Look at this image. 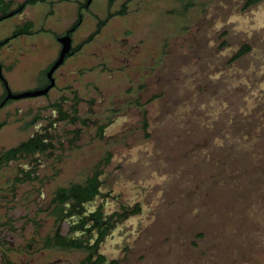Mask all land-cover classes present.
Returning <instances> with one entry per match:
<instances>
[{
    "label": "rangeland",
    "instance_id": "374dc122",
    "mask_svg": "<svg viewBox=\"0 0 264 264\" xmlns=\"http://www.w3.org/2000/svg\"><path fill=\"white\" fill-rule=\"evenodd\" d=\"M54 1L63 9L58 28L76 19L77 0ZM124 3V13L57 69L46 95L0 109L1 151L44 130L56 115L52 103L72 108L55 118L47 150L0 164V221L16 212L21 223L41 206L32 202L34 186H45L47 203L56 187L100 169L103 188L113 190L107 210L118 201L140 206L103 242L118 264H264V0H115L111 11ZM82 12L74 45L107 16L108 0H91ZM41 35L46 49L9 76L16 91L47 80L43 67L59 43L51 31ZM243 44L249 51L233 59ZM33 158L40 178L17 181ZM39 211L36 220L46 214ZM24 224L19 241L35 236L33 249L20 244L8 253L17 264L24 253L39 263L53 218ZM84 254L73 248L66 256L76 263Z\"/></svg>",
    "mask_w": 264,
    "mask_h": 264
},
{
    "label": "flooded vegetation",
    "instance_id": "af4514ba",
    "mask_svg": "<svg viewBox=\"0 0 264 264\" xmlns=\"http://www.w3.org/2000/svg\"><path fill=\"white\" fill-rule=\"evenodd\" d=\"M38 3H41V5L37 6ZM76 3V19H74L70 24L66 22L58 28V22L60 17L62 18L63 9L62 7L55 8L56 2L54 0H0V109L11 101L26 97H35H10L5 100L9 91L12 93L22 92L12 89L9 76L14 74L20 67L24 68L29 66L35 58H38L35 54L36 49H46V44L50 42L48 41L49 39L46 38V36H42L41 33L48 31L54 33L55 40L59 43V48L57 55L43 67L47 80L42 85H37L34 89L43 88L50 82L48 70L59 57V53L62 48V43L58 39L60 36L67 33L71 34L72 47L69 53H71L70 55H73L77 51L74 49L77 45H74L73 34L79 26L78 24H80V22L77 24V20L79 19L80 11L82 12V9L84 8L82 7V4L86 3V7H88L89 3L87 0H77ZM28 9L31 10V12L28 11ZM57 12L60 13L58 14ZM52 16L54 17L52 18ZM82 19L83 17L81 18V21ZM67 58L65 57V60ZM57 69L53 73L54 77ZM53 87H51V89ZM47 93L41 95H46ZM61 106V109L55 106L54 113L56 115L54 116L57 119H64V113H68L69 117L71 113L72 108L64 109L62 102ZM55 118L45 125L44 130H37L36 133L30 136H43L46 144L45 150H47L52 144L50 139V129L57 124V120H55ZM0 121L3 120L0 119ZM33 121H35V118L31 122ZM41 151L43 150L37 149L28 154H36ZM14 159L17 158H12L8 161H12ZM34 163L35 159L33 158L31 160L33 170L30 172L25 170L24 173L16 176L15 179L17 181L25 179L30 182L38 180L41 175L36 172ZM94 174L95 172L88 177L94 176ZM21 175L23 177H21ZM96 177L98 181L96 183L97 193H95L92 197L83 200H80L78 197L68 198L67 190H65L68 186L60 185L53 190V193L50 195V198L46 203L45 198L47 197V193L45 192V186L41 185L37 188L34 186L33 190H36L38 193L34 196L32 202L36 203L37 201H40L41 206L37 207V209L41 210L39 211V214L41 212H45L46 217L44 216L41 220H36L37 209L33 206L31 209L32 211L23 216L26 220H22L21 223L20 220L23 214H17L16 212L8 214L6 219L0 221V264H3L5 260L6 262H10V264H17V260L12 258L14 255L9 254L8 251L17 250V246L20 244L25 245L27 250L30 247L33 249L36 240L35 236H32L30 240H26L23 243L19 241L18 231L21 228L26 227L24 223H32L33 226H35L40 222H44L45 219L48 222V218L50 217L53 218L54 229L43 238L41 244L42 248L40 249L43 260L36 263V258L32 256L30 257L32 263L118 264L121 259L110 257L102 250L103 242L106 239L108 232L111 231L114 228V225L117 224L116 221L133 215L136 206L134 204H127L125 202L118 201V205L115 208L107 210L108 199L113 195V190L112 188H103L104 180L101 178L100 171L97 173ZM15 195L16 194H14V196ZM74 214H78V218L77 220L71 221ZM65 222H69L68 226H64L66 225ZM73 248L79 249L85 253L76 263L69 261L66 256L68 249ZM50 249H56L58 253H55V255L52 256L51 253L47 251ZM27 254L28 253H24V257L21 259L24 262L23 264H29L25 262L27 260ZM101 256L103 257L102 260H100Z\"/></svg>",
    "mask_w": 264,
    "mask_h": 264
},
{
    "label": "trees",
    "instance_id": "16d2710c",
    "mask_svg": "<svg viewBox=\"0 0 264 264\" xmlns=\"http://www.w3.org/2000/svg\"><path fill=\"white\" fill-rule=\"evenodd\" d=\"M115 0H108V13L107 16L105 18H99L98 24L96 29L91 32L89 34V36L82 41V43L77 44V46L74 48L75 50H78L82 47V45L86 42H88L89 40L93 39L94 36L99 33L102 29V26L108 21V19L110 17H112L115 14H122L126 11V3H124L123 8L121 10H118L116 12L111 11V6L114 3ZM259 0H246L245 5L249 6L255 2H257ZM189 3L185 4V8L187 9L189 7ZM87 4L84 3L82 4V7H86ZM83 17V12L80 11V16L79 19L77 20V24L79 22H81V18ZM76 24V25H77ZM79 25V24H78ZM250 49V45L249 44H243V46H241V48L233 55V59H236L238 57H240L241 55H243L244 53H246L247 51H249ZM71 53H68L66 58L70 55ZM78 97L75 98V101L77 103L78 101ZM52 105L57 106L59 109L62 108L61 106V102H54L52 103ZM74 110L77 111L76 106H74ZM68 113H64L63 117H68ZM62 117V118H63ZM78 118L77 115H72L71 117V121H75ZM36 119V118H35ZM84 122H86V120H83ZM6 123V120L0 121V129L1 127ZM149 126L148 120L145 119L144 121V128L147 129ZM101 131L103 129V127L100 128ZM149 133L147 132V135ZM45 140L43 136H35V137H30L26 140L21 141L20 143H18L15 146H12L10 148L4 149L0 151V164H2L3 161H8L12 158H19L21 156H25L28 155V153L34 151V150H45ZM48 146V145H47ZM111 160V156L110 154H108V156L102 161L104 163H109V161ZM100 171V169H96L94 172V176L88 177L87 180L83 183H72L70 184L68 187L65 188V190H67V197L68 198H72V197H78L80 200L82 199H86V198H90L92 197L95 193H97V173ZM140 206L137 205L135 210H139ZM99 216H100V212H99ZM100 218V217H99ZM101 220V218H100ZM70 243V242H69ZM103 257H100V260H102Z\"/></svg>",
    "mask_w": 264,
    "mask_h": 264
},
{
    "label": "water",
    "instance_id": "95a60500",
    "mask_svg": "<svg viewBox=\"0 0 264 264\" xmlns=\"http://www.w3.org/2000/svg\"><path fill=\"white\" fill-rule=\"evenodd\" d=\"M88 3L91 2V0H87ZM59 41L62 43V48L59 53V57L57 60L53 63L51 68L48 70V76L50 78L49 84H47L43 88H36L31 90H26L18 93H12L9 91L8 95L6 96L5 100L7 98H20V97H26V96H36L47 93L51 87L55 85V77L53 76L54 71L64 62L66 55L71 51L72 47V36L71 34L67 33L63 36H60ZM4 100V101H5Z\"/></svg>",
    "mask_w": 264,
    "mask_h": 264
}]
</instances>
